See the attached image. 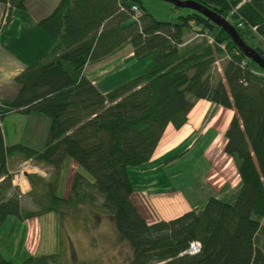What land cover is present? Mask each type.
<instances>
[{"label": "trees", "instance_id": "16d2710c", "mask_svg": "<svg viewBox=\"0 0 264 264\" xmlns=\"http://www.w3.org/2000/svg\"><path fill=\"white\" fill-rule=\"evenodd\" d=\"M189 1L231 22L264 57V0ZM26 2L0 0L6 7L2 27ZM174 7L186 14L169 22L151 15L140 0H60L39 20L51 45L19 71L14 80L20 90L10 101L0 100V120L11 112H36L48 117L49 128L41 151L6 145L0 128V228L9 217L24 222L52 212L74 218L88 209L96 219L113 221L131 250L126 264H264V69L220 25L197 10ZM127 43L134 58L150 55L153 64L125 84L101 90L86 66ZM202 99L233 110L223 149L241 180L235 200L209 196L201 209L150 223L134 201L127 169L148 164L166 127L187 124ZM67 156L93 180L77 171L62 198L57 184ZM13 159L44 171L26 173L28 192L13 183ZM197 242L198 252H188ZM61 255H31L18 264H64ZM0 264L16 263L0 251Z\"/></svg>", "mask_w": 264, "mask_h": 264}, {"label": "rangeland", "instance_id": "374dc122", "mask_svg": "<svg viewBox=\"0 0 264 264\" xmlns=\"http://www.w3.org/2000/svg\"><path fill=\"white\" fill-rule=\"evenodd\" d=\"M140 1L146 6L148 12L159 21L169 20V22H175L179 15L186 14L185 11H179L173 4L165 0ZM18 25L19 22L16 21V24L8 27L7 32H11L12 37L17 36L16 28ZM7 32L5 35H7ZM23 32V35L27 36L24 30ZM33 35L34 33H32L33 41L29 42L27 47L34 46L37 43V37ZM45 37L51 43L50 37ZM189 37L193 38L194 35L189 34L187 38ZM131 51L132 48L127 43L114 56L104 58L99 63L95 62L90 66L91 68L87 69L99 81L101 90H112L117 85L125 84L137 75L145 73L151 67L154 62L152 56L148 55L145 59L140 60L132 57L130 55ZM95 67H99L100 71L98 69L93 70ZM22 116L26 117L23 114L17 116L15 113L4 116V122L2 123L6 128L5 134L8 144L24 143L29 147L39 149V151L43 150L44 147L41 146V142H43L44 128L40 127L37 131L33 128L32 131L30 126L32 118L20 121ZM46 118L48 117L46 116ZM25 127L29 131L25 130ZM201 152L203 151L195 148L192 155L188 159H182V161L172 160L166 162L161 160L160 162L141 164L140 166L131 165L127 169L135 188L134 192L137 195L135 202L142 206L144 214H147L146 208L148 207L144 199V197L148 199L146 193L150 195L165 194L162 199L153 198L152 200L154 204L158 205L157 212L163 214L166 210L165 207L169 208L170 204L176 201L177 194L174 189H178L189 203L199 204L200 209L206 205L209 196H217L223 200L234 202L239 188L237 186L236 189H233L237 182L235 180V170H231L229 164L226 166L222 159L217 158L211 173L206 175L204 181H202L210 166L206 160L202 159ZM223 164H225L224 171L221 170ZM24 166L17 170L15 174H20L25 170H28L29 174L38 172L36 166L29 165L30 168L28 165ZM61 167L58 176L57 194L62 198H66L71 192V183L77 171L93 180V177L83 172L82 167H79L71 156L66 157ZM45 170L49 172V169L46 168ZM40 171L44 172L41 169ZM219 185L220 187L225 185L224 192L227 193V196L215 190V188H219ZM89 212L90 210L86 209L79 212L74 218L71 214L72 216H65L64 219L51 212L48 215H41L33 219L29 218L24 222L9 217L0 228L1 254L7 260L16 264L28 259L31 255H50V253L60 252L62 253L60 260L64 264H126V257L129 256L131 250L125 241L122 242L118 239L117 231L112 225L113 221L105 216L96 219L94 213Z\"/></svg>", "mask_w": 264, "mask_h": 264}, {"label": "crops", "instance_id": "0c3cea01", "mask_svg": "<svg viewBox=\"0 0 264 264\" xmlns=\"http://www.w3.org/2000/svg\"><path fill=\"white\" fill-rule=\"evenodd\" d=\"M59 1L60 0H27L24 9L14 10L12 19L9 21L10 23L7 24L6 27H2L4 23L2 22V20L5 14L6 7L5 5L0 4V100L10 101L14 97H16L15 95L17 94L18 90H20V85H18L14 79L18 75L19 71L30 65L32 61H36L37 59H39L43 54H46V51L50 47L51 43L50 41H47L48 39H46L47 37H45L48 36V34H46L40 28L39 20L41 18H45L46 16H48V14L54 11V8L57 6ZM16 21L19 22V25L16 28L17 36L12 37V33H9L7 31L8 27L16 24ZM23 30L26 32L27 36L23 35ZM6 32L7 35H5ZM32 33H34L33 36L37 37V43L34 46L30 45L29 47H27L29 42L33 41ZM22 47H24L25 49L23 50ZM132 52L133 48L130 52L131 56L133 55ZM90 66L91 65L86 66L85 68L87 76L91 81L99 85V81H97L96 78L91 75V72L87 70ZM95 69H98L100 71L99 67H95L93 70ZM15 114H17V116H20L21 114L26 115L25 113ZM232 115L233 110L227 109L224 106H216V104L209 103L205 99L200 100L196 105H194L191 113H189V121L187 122V124L182 125L179 130H175L172 124L166 127L164 135L161 136L160 143L157 146L155 153L153 157H151V160L148 162V164H151L153 162H160L161 160H165L167 162L169 158H172V156L175 155L181 156L172 160L182 161V159H188L194 152L195 148H199L203 151L201 152L202 159L206 160L208 162V165L210 166L204 174L202 181H204L206 175L211 173V169H213L214 165L216 164L217 158H220L225 162L226 166L229 164L231 170H235V180L237 182L236 185H234L233 189H236L241 180L239 179L238 171L235 168L234 160L223 149L224 143L226 142L224 132L227 129L229 121H231L232 119ZM24 117L25 116H22V119H20V121L27 118H32V120L30 119V126L32 131L33 128L36 131L39 130L40 127L44 128V132L42 135L43 142H41V146H43L46 139V130H48L49 128L48 118L36 112H32L31 114L26 115L25 118ZM2 122H4V119L0 120V128H2L3 130L2 133L6 141V145H9L5 134L6 128H4ZM25 130L29 131L27 127H25ZM21 135L22 134L20 133V136ZM24 162L25 161H22L21 159H13V161H10V163L8 164V169L11 173L15 174L17 169L19 170ZM225 164H223L221 168L222 171H224L223 167ZM224 188L225 185H221V187L219 185V188H215V190H217V192L221 194L224 193L226 195L227 193L224 192ZM28 191L29 187L26 192ZM174 191L177 194L176 201L172 202L169 208L165 207L166 210L163 212V214L157 212V210L159 209L158 205L154 204L152 200L153 198H164V193L159 195H150L146 193L148 199L145 197L144 199L146 200L148 205V207L146 208L147 214H144L142 206H139L136 202L135 203L142 210V214L147 216L148 222L150 223L154 222L155 220H172L179 215H183L186 211L200 208L199 204L195 203V205L189 203L185 196L183 197L178 189H174ZM136 196L137 195L134 192V201Z\"/></svg>", "mask_w": 264, "mask_h": 264}, {"label": "water", "instance_id": "95a60500", "mask_svg": "<svg viewBox=\"0 0 264 264\" xmlns=\"http://www.w3.org/2000/svg\"><path fill=\"white\" fill-rule=\"evenodd\" d=\"M164 1V0H162ZM168 1V3L176 4L180 6L181 8H190L192 10H197L201 12L206 18H209L212 22H214L217 25H220L225 32L231 35L232 40L237 44L238 48L243 51V53L246 54L247 58L255 63H257L260 68L264 69V57L260 56L258 52L255 51L254 48H250L249 45H247L242 38L240 37V34L235 30L233 27V24L225 19L222 18V16L216 12L211 11V9L201 5V3L193 2L189 0H165Z\"/></svg>", "mask_w": 264, "mask_h": 264}, {"label": "built area", "instance_id": "2783aa9c", "mask_svg": "<svg viewBox=\"0 0 264 264\" xmlns=\"http://www.w3.org/2000/svg\"><path fill=\"white\" fill-rule=\"evenodd\" d=\"M218 71L220 72V68L218 69ZM24 165H28L29 166L30 164H29V162H26V163L23 164V166ZM30 166H29V168H30ZM37 170H38V172H40L41 175H44V172L40 171V169L37 168ZM26 173H29V171L25 170V171H22L20 174H15L14 175V179H13V183H15V185H17L19 187V190L22 191V193H25L27 191L28 187H29L28 186L29 185V180H27ZM190 246L191 247L189 248L188 252H190L191 254L197 253L198 250L201 248V245L198 242L197 243H192Z\"/></svg>", "mask_w": 264, "mask_h": 264}]
</instances>
